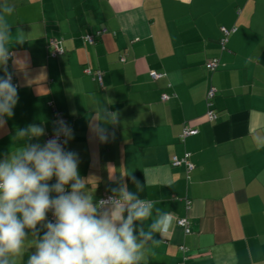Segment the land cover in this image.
<instances>
[{"label": "crops", "instance_id": "0c3cea01", "mask_svg": "<svg viewBox=\"0 0 264 264\" xmlns=\"http://www.w3.org/2000/svg\"><path fill=\"white\" fill-rule=\"evenodd\" d=\"M2 24L18 101L0 128V161L28 144L43 147L63 117L73 136L64 149L77 154L93 203L126 186L153 205L137 228L151 231L157 209L173 215L139 264H264V0H0ZM220 26L236 27L226 50ZM98 30L93 44L84 41ZM50 38L61 40L63 54L49 55ZM215 57L219 66L208 70ZM210 85L213 121L205 114ZM31 124L43 134L17 136ZM184 127L197 132L181 140ZM185 153L190 170L171 165ZM182 217L188 233L176 224ZM43 223L38 234L25 229L9 264H27Z\"/></svg>", "mask_w": 264, "mask_h": 264}, {"label": "clouds", "instance_id": "9594fccd", "mask_svg": "<svg viewBox=\"0 0 264 264\" xmlns=\"http://www.w3.org/2000/svg\"><path fill=\"white\" fill-rule=\"evenodd\" d=\"M4 10L11 13L13 8ZM8 31L7 24L0 25V65L4 71L0 77V128L6 125L5 116H13L12 109L18 101V85L12 82V73L7 68L11 56L4 47ZM117 115L113 114V123L118 122ZM57 123L55 138L43 147L28 144L0 161V264H9V254L20 255L28 235L25 229L38 234L37 225L41 222H45L42 227L47 230L37 239L36 251L27 264H139L143 259L141 250L153 238V232H167L173 215L157 209V217L149 225L151 231L137 228L134 221L150 217L153 205L144 203L126 186L119 189L125 206L116 207V201L110 197L99 204L111 205V210L99 212L98 205L83 192L86 185L78 171L77 154L64 149L73 138L72 130L62 119ZM43 132L42 127L31 124L19 130L17 136L39 137ZM61 133L65 137L63 143ZM107 139V135L100 136L102 142ZM127 176L142 190L134 176ZM53 177L56 182L50 185ZM49 211L54 222L46 221ZM136 232L145 239L139 240Z\"/></svg>", "mask_w": 264, "mask_h": 264}, {"label": "trees", "instance_id": "16d2710c", "mask_svg": "<svg viewBox=\"0 0 264 264\" xmlns=\"http://www.w3.org/2000/svg\"><path fill=\"white\" fill-rule=\"evenodd\" d=\"M220 31H221V37L219 38V44H220V47H221V49L222 50H226V44H227V42H228V39H229V36L232 34V33H234L235 31H236V27L235 26H233V27H225V26H220ZM100 32H101V30H98V31H96L95 33H92V34H86L84 37H83V39H84V41L85 42H87V43H89L86 39H85V37L86 36H88V35H90L91 37H93V42L92 43H89V44H93L94 42H95V38H96V35L97 34H100ZM51 39V38H50ZM50 39L48 40V44H47V48H48V53H49V55L50 56H52V57H57V56H59V55H61V54H59V55H52L51 54V49H52V47H51V45H50ZM53 40H55L58 44H59V47L62 49V54L64 53V49H63V47L61 46V40H59L58 38H53ZM122 60H124V58H122ZM209 62H211V63H213V67H209L208 66V63ZM219 64H220V62H219V58L218 57H215V58H212V59H210V60H208L207 62H206V65H205V67L208 69V70H215L218 66H219ZM152 73H155V74H157V76H155V77H153L151 74ZM95 74V73H94ZM149 74H150V76H151V78H153V79H156V78H158V77H160V75L161 74H159V73H157V72H155V71H150L149 72ZM216 92H217V90H216V88L213 86V85H210L208 88H207V90H206V93H205V105H206V111H205V114H206V117H207V119L209 120V121H213V120H215L216 118H217V111L213 108V102H212V99H213V97L215 96V94H216ZM164 94H167V93H164ZM168 95V97L170 98L171 97V95H169V94H167ZM162 96V95H161ZM168 98V99H169ZM160 99H161V97H160ZM168 99H165V100H162V101H166V100H168ZM212 111L213 112V114H214V117H213V119H209V117H208V114H209V111ZM185 128L186 127H184V128H182V130H181V132H180V134H179V139H181V140H184V138L185 137H187V136H190V135H193V134H195L196 132H197V129L196 128H194V127H189V128H191V129H194L195 130V133H191V134H187V135H184V136H182V133H183V131L185 130ZM55 134V133H54ZM52 135V134H51ZM187 155V160H188V156H189V153H185L181 158H179V157H177V156H173L172 157V160H171V165L172 166H175V164H173V161H174V157H176L177 159H182V158H184L185 156ZM189 161V160H188ZM192 164V163H191ZM177 165V164H176ZM193 165V164H192ZM67 190H69L70 191V188L69 189H67ZM107 195H111L112 197H121V196H119V195H113V194H105V195H103V196H107ZM103 196H100V197H98L97 199H96V201L94 202V204H97V201L100 199V198H102ZM106 206V205H105ZM102 209V208H101ZM101 209H98V211H100ZM47 216H48V218H47V220L46 221H49V212H48V214H47ZM182 218H185V217H182ZM178 219V218H177ZM176 219V220H177ZM186 219V222L188 223L187 225H188V227H189V231H190V222H189V220H188V218H185ZM177 224V223H176ZM178 226H180L179 224H177ZM180 227H182L183 228V226H180ZM183 230H184V228H183ZM46 231V228H44V232ZM185 231V230H184ZM186 233V232H185Z\"/></svg>", "mask_w": 264, "mask_h": 264}, {"label": "built area", "instance_id": "2783aa9c", "mask_svg": "<svg viewBox=\"0 0 264 264\" xmlns=\"http://www.w3.org/2000/svg\"><path fill=\"white\" fill-rule=\"evenodd\" d=\"M85 39H86L89 43H92V42H93V37H91L90 35L86 36ZM50 45H51V47H52V49L50 50L52 55H59V54H62V52H63L62 49L59 47V44H58L55 40H53V38L50 39ZM208 66H209V67H213L214 65H213V63L209 62V63H208ZM87 71H89V70H87ZM151 75H152L153 77L157 76V74H155V73H152ZM95 77H96L98 80H101V72H100V71H96V72H95ZM168 98H169V97H168L167 94H162V96H161V99H162V100H165V99H168ZM208 117H209V119H213V117H214V114H213V112H212L211 110L209 111ZM60 119H62V120L65 122V118H63V117H59L58 120H60ZM191 133H195V130H194V129H191V128H189V127H186L185 130H184L183 133H182V136L187 135V134H191ZM53 138H55V134L49 135V136L47 137V140H46V141L48 142L50 139H53ZM60 142L63 143V133H61ZM181 162H183V163L185 164V166L187 167L188 170H190V169L193 167V165L191 164V162H189V161L187 160V155H186L184 158L180 159V160L177 159L176 157H174L173 164L176 165V164H180ZM110 197L113 198L114 201H116V204H117V205H118V204H119V205H122V204H123V202L121 201V197H115V198H114V197H112L111 195H107V196H103L102 198H100V199L97 201L98 209H101L103 206H105V205H100L99 202H101V201H107ZM142 201H143L144 203H149V202H147V201H145V200H142ZM54 220H55V218H54L52 212L49 211V221H53V222H54ZM176 223L179 224L180 226H183V228H184V230H185L186 233L189 232V227H188V225H187L188 223L186 222V219H185V218H178V219L176 220ZM46 230H47V229H46Z\"/></svg>", "mask_w": 264, "mask_h": 264}]
</instances>
